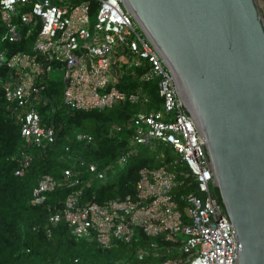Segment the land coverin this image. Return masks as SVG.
Wrapping results in <instances>:
<instances>
[{
  "label": "built area",
  "instance_id": "built-area-1",
  "mask_svg": "<svg viewBox=\"0 0 264 264\" xmlns=\"http://www.w3.org/2000/svg\"><path fill=\"white\" fill-rule=\"evenodd\" d=\"M24 40L28 50H10L6 44ZM136 67L142 69L139 79L156 82L160 107L132 111L127 119L110 125L111 138L119 139L125 130L127 139L113 164L100 168L74 157L60 180L49 173L38 178L32 202L43 203L47 192L62 184L75 185L49 222L65 221L76 237L103 247L117 240L135 243L134 264H235L237 240L212 190L213 171L203 139L169 68L122 0H0V90L23 138L16 174L31 162L28 147L55 141V126L42 121L38 107H57L54 97L43 93L50 79L60 80L61 100L74 109L151 103L142 87L127 92L116 84L124 72L136 74ZM58 69L61 79L52 75ZM70 139L89 143L93 136L78 130ZM157 144L172 153L170 163L163 162L165 150L151 151L159 163L139 168L133 191L102 201L83 198L90 180L83 181L81 172L104 179L109 166H125L142 146ZM65 149L70 150L69 143ZM186 176L188 191L182 189Z\"/></svg>",
  "mask_w": 264,
  "mask_h": 264
},
{
  "label": "water",
  "instance_id": "water-1",
  "mask_svg": "<svg viewBox=\"0 0 264 264\" xmlns=\"http://www.w3.org/2000/svg\"><path fill=\"white\" fill-rule=\"evenodd\" d=\"M169 68L234 229L264 264V12L259 0H122Z\"/></svg>",
  "mask_w": 264,
  "mask_h": 264
},
{
  "label": "trees",
  "instance_id": "trees-1",
  "mask_svg": "<svg viewBox=\"0 0 264 264\" xmlns=\"http://www.w3.org/2000/svg\"><path fill=\"white\" fill-rule=\"evenodd\" d=\"M26 41L6 44L10 50H28ZM141 71L140 67H136V74L124 72L117 86L127 92L142 87L150 96L151 103L160 107L156 82L139 79ZM61 91L60 80L50 79L43 93L52 95L57 107L52 111L46 104L38 105L42 121L55 126V141L28 147L32 154L31 162L23 173L16 174L20 165L19 148L23 144L21 126L15 116L10 114L0 90V264H134L135 243L117 240L110 247H103L95 240L76 237L65 221L56 224L49 222V215L63 205L66 195L75 185L62 184L48 191L43 203L32 202L33 188L43 174L49 173L60 180L62 169L74 157L93 161L98 167L105 168L116 161L127 142L125 130L115 140L108 135V129L113 122L125 120L131 115L133 110L130 102L105 108L74 109L62 102ZM78 130L90 132L92 142L70 139ZM67 143L70 144L69 151L65 149ZM165 151L163 162L169 164L173 155L168 148ZM158 163L155 154L142 146L117 177H110V171L116 165L109 166L104 179H97L85 170L79 177L83 181L90 180V184L85 185L83 198L102 201L115 194L133 191L139 168ZM183 167L182 164L177 165V168ZM188 180V176L184 177L182 189L185 191L190 190L186 186ZM212 190L222 203L218 187L213 185Z\"/></svg>",
  "mask_w": 264,
  "mask_h": 264
},
{
  "label": "rangeland",
  "instance_id": "rangeland-1",
  "mask_svg": "<svg viewBox=\"0 0 264 264\" xmlns=\"http://www.w3.org/2000/svg\"><path fill=\"white\" fill-rule=\"evenodd\" d=\"M259 4L261 6V9L264 12V0H259ZM52 75H54V78H59L61 79L63 76V72L62 70L58 69L54 72H52ZM152 106H154L153 103H148V102H144L143 100L133 103L132 104V110L135 112L138 111H147V110H151ZM166 146L162 145V144H157L156 147L154 148H150L148 149V151H152V152H159L160 150H166ZM125 169V166L122 164H118L116 165L111 171H110V177H117V175L120 173V171H123Z\"/></svg>",
  "mask_w": 264,
  "mask_h": 264
}]
</instances>
